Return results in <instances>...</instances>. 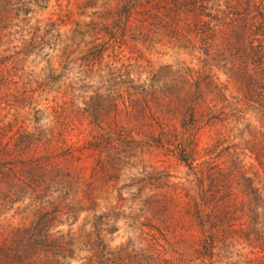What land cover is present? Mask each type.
<instances>
[{"label":"trees","instance_id":"16d2710c","mask_svg":"<svg viewBox=\"0 0 264 264\" xmlns=\"http://www.w3.org/2000/svg\"><path fill=\"white\" fill-rule=\"evenodd\" d=\"M48 1L0 0V264H264V0H81L41 82L12 33ZM163 38L192 63L150 66Z\"/></svg>","mask_w":264,"mask_h":264},{"label":"rangeland","instance_id":"374dc122","mask_svg":"<svg viewBox=\"0 0 264 264\" xmlns=\"http://www.w3.org/2000/svg\"><path fill=\"white\" fill-rule=\"evenodd\" d=\"M80 2L81 0H50L47 2L46 8H42L40 11L32 13L28 16L22 28L15 27V33H12V36L14 37L16 45H19V40L22 35H24V38L30 36L31 38H34L35 41L38 40L40 42L39 44H41L39 45L41 50L40 53L31 54L28 58H26V66L24 69L26 72V78H35L30 68H32L33 72H38L40 68L43 69L46 64L51 61V58L55 57V46H53V48H47L44 46L45 42H50L53 40L52 38L54 36H58V44L64 45L69 43V38L71 35H74L73 33L76 30V22H85L89 20L90 17L94 16L96 10L93 7L81 10L79 7ZM80 12H83V14H80ZM46 18L53 21V23L45 22ZM45 38L50 39L45 40ZM75 40L76 38L73 36L71 41ZM143 49V58L147 60L150 66L156 67L158 65H166L185 69V65L192 63L189 58V53L185 54L181 50L171 48L170 43L164 38L159 40L157 43L152 44L149 48ZM59 51L58 47V53ZM124 51L127 52L128 50L124 49ZM27 64H29V67H27ZM42 75L43 74L40 70L36 80H41L42 82ZM108 76L109 74L106 69L95 70L93 75H81L78 81L76 76L72 75L70 80L72 86L71 90L75 95H80L81 89H83V84L87 86V89H93L100 86L101 83L104 84V80H106ZM76 98L78 97L76 96ZM147 160V163H149L153 161V158L149 156ZM173 172L178 175H181L182 173L179 167L173 168ZM111 198L112 194L104 200L102 204L103 209L111 204H114L115 201ZM28 215L29 214L25 211L18 210L16 213L10 212L8 220L15 224L24 221ZM116 225L117 230L105 236V240L110 246H114L127 239H133L135 237V233H131V230L124 226L122 220H118ZM70 264H79V260H72Z\"/></svg>","mask_w":264,"mask_h":264}]
</instances>
